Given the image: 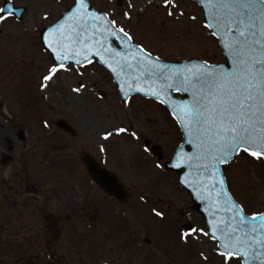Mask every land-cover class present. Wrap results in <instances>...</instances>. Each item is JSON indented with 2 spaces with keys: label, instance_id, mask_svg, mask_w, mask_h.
Instances as JSON below:
<instances>
[{
  "label": "rangeland",
  "instance_id": "1",
  "mask_svg": "<svg viewBox=\"0 0 264 264\" xmlns=\"http://www.w3.org/2000/svg\"><path fill=\"white\" fill-rule=\"evenodd\" d=\"M89 1L100 11L108 13L118 27L131 34L135 43L142 44L153 55L172 60L199 58L210 63L224 60L218 42L207 34L206 29L202 30V7L195 0H176L185 13L179 19L167 15L162 6L163 0H122L120 4L118 0ZM11 2L24 11L21 17L13 13L7 19L0 20V264H115L110 257L95 260L89 255L88 258L83 233L64 229L58 234L44 218L36 219L41 224L35 230L30 226L34 219L18 218L13 210L8 213L4 208L2 195L6 193L9 178H15L24 168L33 171L39 167L43 172V187L50 190L53 180L49 170L54 154L58 155L66 148L75 150L79 144L88 148L96 145L99 135L116 126L115 116L123 105L112 76L106 69L100 72L87 70L84 73L68 65L71 71H60L48 82L47 88L39 87L40 76L52 61L41 43V32L46 25L59 19L74 0H42L43 7L39 6L38 0ZM3 4L4 0H0V6ZM125 11L130 13V17H124ZM172 11L175 13L178 9ZM193 15L196 20L190 19ZM80 84L84 88L80 92L73 91ZM99 89L106 91V94H101ZM131 98L123 107L125 113L130 112L131 104L136 106L135 112L138 114L148 113L147 108L151 109L149 107L155 104L141 95ZM59 118L66 119L76 128V139H69V135L60 132L55 124ZM3 153L13 155L14 161L3 164ZM223 169L229 190L245 211H262L264 159L258 161L241 154ZM10 170H13L12 175ZM149 187L148 191L144 185L136 186V198L146 197V202L140 200L136 207L137 221L142 225L140 232L145 231V225L155 215L150 207L155 201L152 199L156 197V188L164 189V186ZM171 189L174 193L166 203L175 201L174 209L185 211L183 221L188 214L197 217L189 193L180 187V190L173 186ZM166 203L158 208L166 210ZM126 208L129 212V207ZM158 219L160 231L150 226L148 230L165 235L166 242L180 247L176 241L180 230L173 222ZM120 220V223L116 221L115 226L129 225L123 216H120ZM198 224L207 230L203 217L198 218ZM193 237L189 238L192 245L183 243L187 248V257L181 264H222V258L214 252L215 243L212 240L203 236ZM165 238L156 239L150 245L140 239L131 255H126L124 259L129 264H169V258L161 254L160 243H164ZM24 244L27 246L24 247ZM113 246L119 253V243ZM201 252L207 260L201 258ZM230 264H239V260H232Z\"/></svg>",
  "mask_w": 264,
  "mask_h": 264
},
{
  "label": "snow or ice",
  "instance_id": "2",
  "mask_svg": "<svg viewBox=\"0 0 264 264\" xmlns=\"http://www.w3.org/2000/svg\"><path fill=\"white\" fill-rule=\"evenodd\" d=\"M202 6L203 24L221 47L224 64L207 60L168 64L140 43L109 14L74 0L61 18L42 34L52 61L41 74L39 87L47 88L58 72H69L96 60L116 81L128 103L131 92L143 93L164 105L182 130L183 144L174 151L173 167L187 168L192 179H180L205 205V228L181 230L179 238L206 237L215 243L222 264H264V211L247 214L228 191L223 166L243 154L264 159V0H195ZM167 15L179 19L183 9L176 0H163ZM131 3L129 8H131ZM178 9L175 13L172 9ZM15 9L11 0L0 6V20ZM124 17H130L125 11ZM196 20V16L190 17ZM83 84L74 88L80 92ZM173 92L187 95L177 98ZM128 132L117 126L103 132L105 140ZM135 137V132L129 133ZM161 167V165H157ZM143 200L144 197L141 196ZM157 217L164 213L152 209ZM203 260L207 257L200 253Z\"/></svg>",
  "mask_w": 264,
  "mask_h": 264
},
{
  "label": "flooded vegetation",
  "instance_id": "3",
  "mask_svg": "<svg viewBox=\"0 0 264 264\" xmlns=\"http://www.w3.org/2000/svg\"><path fill=\"white\" fill-rule=\"evenodd\" d=\"M79 69L85 73L87 70L100 72L106 68L93 60L92 64H85ZM146 99L154 101L155 104L149 107L151 109L147 108L148 113L140 114L135 112L137 109L133 104L129 105L130 112H123V107L128 103L122 101L121 111L115 116V127L123 126L128 132L107 140L101 134L98 136L99 142L97 140V144L90 148L79 144L75 146V150L66 148L60 154H54L49 170L53 180L50 190L43 187V172L39 167L33 171L24 168L15 178H9L6 193L2 195L6 212L13 210L18 218L34 219L30 226L35 230L41 224L36 219L41 218L58 234L64 229H75L84 235L88 258L89 255L95 260L110 257L115 264H129L124 258L131 255L140 239L150 245L156 239L165 238L159 232L148 230L150 226L151 229L160 231L156 215L145 225L144 232L139 231L142 225L138 224L136 207L140 200L146 202L145 196L143 200L141 197L136 198V186L139 184L146 186L148 191L149 186H164V189L156 188V197L152 199L155 201L150 203V208L164 213L163 217H159L161 220L164 218L173 222L180 232L182 229H199L198 218L202 217L201 214L194 210L197 217L188 214L183 221L185 211L174 209L175 201L166 203L167 198L174 193L171 186L184 190L178 181L177 171L167 166L177 145L183 140L181 129L164 105L154 99ZM69 124V130L59 127L60 132L69 135V139H76L77 130L70 122ZM130 132L137 135L133 137ZM69 144L72 147L70 141ZM1 157L3 164L9 160L5 165L14 161L11 154H2ZM10 174H13V170H10ZM116 185L119 186V195L105 187ZM165 203L166 210L158 208ZM120 216L129 225L115 226L116 221L120 223ZM191 236L194 235L187 239L190 245ZM176 241L182 248L166 242V238L164 243H160L163 251L161 254L169 258V264H181L187 257V248L183 245L185 241L179 238ZM115 243H119V253L113 246ZM23 246L26 247L27 244Z\"/></svg>",
  "mask_w": 264,
  "mask_h": 264
},
{
  "label": "water",
  "instance_id": "4",
  "mask_svg": "<svg viewBox=\"0 0 264 264\" xmlns=\"http://www.w3.org/2000/svg\"><path fill=\"white\" fill-rule=\"evenodd\" d=\"M87 3L90 5V8L92 9V10H94V11H97V12H101V13H104V11H100V10H98L97 8H95L93 5H92V3L89 1V0H87ZM118 3H122V0H118ZM199 4V3H198ZM200 5V4H199ZM14 6V5H13ZM201 6V5H200ZM202 7V6H201ZM14 9H15V13H17L18 15H21V13H22V8H16V7H14ZM68 10V9H67ZM66 10V11H67ZM65 11V12H66ZM64 12V13H65ZM61 18V17H60ZM57 22V21H56ZM55 22V23H56ZM52 25V24H51ZM51 25H48V26H46L45 28H44V30H43V33H46L47 32V29H48V27H50ZM42 33V34H43ZM154 56H156V55H154ZM160 58V60L162 61V62H164V63H168V64H183V63H186V62H193V63H196V62H198V61H200L201 59H198V58H192V59H188V60H170V59H164V58H161V57H159ZM218 63H220V64H224L225 65V67H230V65H228L227 64V62H226V60H223V61H220V62H218ZM214 64H217V63H214ZM114 79V78H113ZM115 81V80H114ZM115 83H116V81H115ZM116 86H117V89L119 90V88H118V85H117V83H116ZM135 93H139V94H142V95H144L143 93H140V92H131L130 93V95H129V97L132 95V94H135ZM181 94H183V93H181ZM172 95H174L173 93H172ZM184 96L183 97H177L178 99L179 98H183V99H187L188 97H187V95L186 94H183ZM123 98V97H122ZM124 100V99H123ZM57 124L59 125V126H61L62 128H64V129H69L70 128V126L68 125V123L64 120V119H59L58 121H57ZM181 144H183V147H184V151L185 152H191V146L190 145H188V144H186V143H181ZM7 161V160H6ZM173 163H174V155H173V157H172V159H171V161L170 162H168V164H167V166L169 167V168H172V169H174L175 171H177L178 172V178H179V181H180V179H182V178H188L189 180H191L192 179V175H194V173L192 174V175H187L188 174V172H189V170L187 169V168H176V167H173ZM182 186L185 188V189H187L189 192H190V194H191V196H192V200H193V205H192V207L198 212V213H200V214H202L203 216H204V219L206 220V213H205V211H204V207H205V205L203 204V203H201V201L200 200H198V199H196L193 195H192V193H191V190L186 186V185H183L182 184ZM228 186V185H227ZM108 190H110L111 192H113V193H115V194H117V195H119V191H118V188H119V186H105ZM228 191H229V189H228ZM230 192V191H229ZM234 198V197H233ZM249 216H251L252 214H248Z\"/></svg>",
  "mask_w": 264,
  "mask_h": 264
},
{
  "label": "bare ground",
  "instance_id": "5",
  "mask_svg": "<svg viewBox=\"0 0 264 264\" xmlns=\"http://www.w3.org/2000/svg\"><path fill=\"white\" fill-rule=\"evenodd\" d=\"M38 3H39V6H40V7L45 6L44 3L42 2V0H38ZM47 16L49 17V14H48Z\"/></svg>",
  "mask_w": 264,
  "mask_h": 264
}]
</instances>
